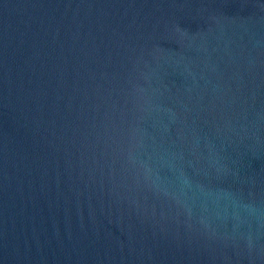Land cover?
I'll return each instance as SVG.
<instances>
[{"label":"water","instance_id":"water-1","mask_svg":"<svg viewBox=\"0 0 264 264\" xmlns=\"http://www.w3.org/2000/svg\"><path fill=\"white\" fill-rule=\"evenodd\" d=\"M0 264H264V0H0Z\"/></svg>","mask_w":264,"mask_h":264}]
</instances>
